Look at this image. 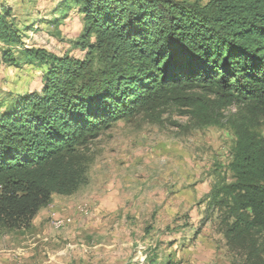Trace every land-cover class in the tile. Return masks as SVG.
<instances>
[{"label":"trees","instance_id":"1","mask_svg":"<svg viewBox=\"0 0 264 264\" xmlns=\"http://www.w3.org/2000/svg\"><path fill=\"white\" fill-rule=\"evenodd\" d=\"M74 6L82 58L25 48L0 3L2 60L44 66L41 89L0 112V232L31 229L55 194L87 183L91 145L114 121L174 103L198 128L232 130L231 180L217 174L210 206L228 246L264 264V0H67Z\"/></svg>","mask_w":264,"mask_h":264},{"label":"rangeland","instance_id":"2","mask_svg":"<svg viewBox=\"0 0 264 264\" xmlns=\"http://www.w3.org/2000/svg\"><path fill=\"white\" fill-rule=\"evenodd\" d=\"M0 3L12 8L25 48L84 57L73 46L82 15L67 0ZM5 48L0 42V112L18 93L41 89L44 67L7 65ZM14 50L22 56L23 47ZM238 108L222 113L228 118ZM185 109L167 104L102 130L91 145L87 183L72 195L55 194L31 229L0 232V264H247L210 206L217 174L231 180L225 167L235 136L228 127L198 128ZM259 131L264 136V126Z\"/></svg>","mask_w":264,"mask_h":264},{"label":"crops","instance_id":"3","mask_svg":"<svg viewBox=\"0 0 264 264\" xmlns=\"http://www.w3.org/2000/svg\"><path fill=\"white\" fill-rule=\"evenodd\" d=\"M53 198H54V196H53ZM50 206V205H49ZM48 210H49V208L48 207H46V208H43L40 212H48ZM35 224V223H34ZM33 224V225H34ZM36 225V224H35Z\"/></svg>","mask_w":264,"mask_h":264}]
</instances>
